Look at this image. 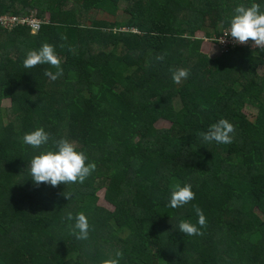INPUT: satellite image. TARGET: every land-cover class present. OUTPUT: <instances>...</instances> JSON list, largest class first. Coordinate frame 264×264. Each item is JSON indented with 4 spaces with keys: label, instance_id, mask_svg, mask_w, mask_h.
<instances>
[{
    "label": "trees",
    "instance_id": "trees-1",
    "mask_svg": "<svg viewBox=\"0 0 264 264\" xmlns=\"http://www.w3.org/2000/svg\"><path fill=\"white\" fill-rule=\"evenodd\" d=\"M252 3L264 11V0H0V16L46 21L36 33L0 27V264H102L116 251L119 264H264V52L228 45L210 57L194 37L215 38ZM44 43L61 60L55 81L43 74L50 65L23 66ZM177 68L190 70L179 84ZM161 119L170 126L157 128ZM220 119L234 125L233 142H204L199 133ZM41 127L47 144L23 143ZM61 138L95 170L82 184L35 185L31 159ZM176 184L195 199L171 208ZM101 189L111 209L97 204ZM193 205L203 235L178 230L182 220L200 227ZM69 212L86 215L88 239L72 234Z\"/></svg>",
    "mask_w": 264,
    "mask_h": 264
},
{
    "label": "clouds",
    "instance_id": "clouds-1",
    "mask_svg": "<svg viewBox=\"0 0 264 264\" xmlns=\"http://www.w3.org/2000/svg\"><path fill=\"white\" fill-rule=\"evenodd\" d=\"M235 14L230 20V26L220 37L219 43H225L224 37H231L235 43L247 44L252 42L254 48H258L264 52V11H261V6L258 3H252L251 6L245 7L240 5L234 9ZM158 61H163L164 56L158 55ZM50 65L56 69V72L45 70L44 75L52 81L57 80L63 75L61 60L55 53L53 45L44 43L37 50L28 51L26 58L23 60L25 69H31L38 65ZM172 72L171 79L174 83L179 84L190 75V70L186 68L170 69ZM235 127L227 119H220L212 124L206 132H200L199 135L206 143L215 142L216 144H230L233 142V134ZM50 134L41 128L26 133L23 136V143L36 149L50 140ZM57 151H47L40 155H36L31 159L28 165L30 177L35 185L41 183L49 184L56 187L60 184L84 183L92 172L95 170V163L86 164L87 157L83 152L76 150L73 142L65 138L53 140ZM65 198L71 199V193L64 194ZM195 199V193L192 191L190 184H185L181 187L179 184L173 186L168 207L177 208L184 206ZM193 209L198 217L196 224L188 220L179 222L178 230L180 233L188 236L203 235L201 228L206 226V217L203 210L198 205H193ZM66 219L74 221L72 226V234L79 240L88 239L89 223L84 213H78L73 216L72 213H67ZM121 251L115 252V258L107 259L102 264H119L122 258Z\"/></svg>",
    "mask_w": 264,
    "mask_h": 264
},
{
    "label": "rangeland",
    "instance_id": "rangeland-1",
    "mask_svg": "<svg viewBox=\"0 0 264 264\" xmlns=\"http://www.w3.org/2000/svg\"><path fill=\"white\" fill-rule=\"evenodd\" d=\"M124 2L120 3L121 8L123 7ZM97 18L99 20H107L112 22L114 20L113 17L103 13V12H99L97 13ZM121 18V17H120ZM205 25V27L207 28H212V26L215 25V27H219L218 24H216V20L214 17L210 16V15H204V19H203V23ZM194 37L195 38H200L201 42H200V50L204 53H206L207 55H209L210 57H214L216 55H218L221 52V49L218 47V45L216 44V42H214L212 39L205 37V33L203 32L202 29H198L194 32ZM264 69V65H260L258 67V73L261 74L263 72ZM205 76H207V72L205 71ZM9 103L8 100L4 99L0 102V106L2 108H6L8 107ZM256 107L252 106L250 104H247L243 107V112L244 114L247 116L248 119L253 120L255 115H256ZM155 126L157 128H168L170 126L169 122L161 119L156 121ZM97 196V204L106 207L108 209H111V206L109 204H107V202L104 200V190L101 189L99 191H97L96 193ZM255 215L260 219L263 220V217L261 216V214H259L258 212H255Z\"/></svg>",
    "mask_w": 264,
    "mask_h": 264
},
{
    "label": "built area",
    "instance_id": "built-area-1",
    "mask_svg": "<svg viewBox=\"0 0 264 264\" xmlns=\"http://www.w3.org/2000/svg\"><path fill=\"white\" fill-rule=\"evenodd\" d=\"M43 23H46V21L38 18L35 15V11L30 12V14L27 16H10V15L0 16V27L7 30H10L15 26H25L30 29L31 33H36L40 29ZM227 29L228 28L223 29L218 36L212 39L214 42H216V44L221 49V51H225L228 45L247 46L249 48L254 49L251 41H249L247 44H238L235 43L230 36L224 37L226 41L225 43H219L220 37L224 36L223 33H225Z\"/></svg>",
    "mask_w": 264,
    "mask_h": 264
}]
</instances>
